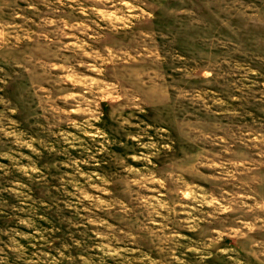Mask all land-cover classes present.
Here are the masks:
<instances>
[{"label": "rangeland", "instance_id": "rangeland-1", "mask_svg": "<svg viewBox=\"0 0 264 264\" xmlns=\"http://www.w3.org/2000/svg\"><path fill=\"white\" fill-rule=\"evenodd\" d=\"M0 264H264V0H0Z\"/></svg>", "mask_w": 264, "mask_h": 264}]
</instances>
